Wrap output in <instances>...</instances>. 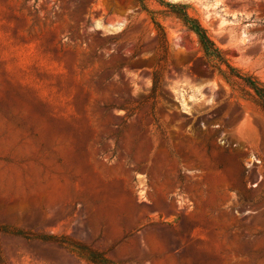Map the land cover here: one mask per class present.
<instances>
[{"label": "rangeland", "instance_id": "obj_1", "mask_svg": "<svg viewBox=\"0 0 264 264\" xmlns=\"http://www.w3.org/2000/svg\"><path fill=\"white\" fill-rule=\"evenodd\" d=\"M0 264H264V0H0Z\"/></svg>", "mask_w": 264, "mask_h": 264}]
</instances>
